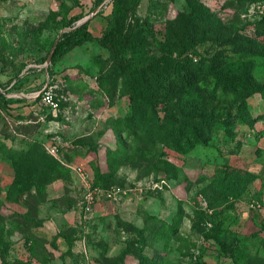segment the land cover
<instances>
[{"label": "rangeland", "instance_id": "obj_1", "mask_svg": "<svg viewBox=\"0 0 264 264\" xmlns=\"http://www.w3.org/2000/svg\"><path fill=\"white\" fill-rule=\"evenodd\" d=\"M115 1L0 0V264H141L162 247L161 223L172 224L179 215L178 232L167 252L160 253L168 264H264V99L248 97L243 120L234 104L210 94V83L192 85L198 98L186 105L188 113L203 114L219 125L206 144L185 155L164 149L167 157L160 155L161 148L142 147L143 156L121 160L114 174L117 183L102 189L86 222L80 219L83 190L70 170H41L32 190L22 196L24 205L10 201L14 171L9 155L28 144L55 148L54 158L81 165L89 180L92 166L110 172L106 156L117 140L111 120L130 111L122 81L111 80L119 64L90 40L56 64L47 58L60 36L83 19L93 37L106 33ZM117 1L124 14L122 33L136 41L124 59L153 84L163 80L166 56L178 64L196 51L200 61L214 58L234 65L235 76L264 85V56L237 67L244 46L227 43L237 39L248 44L264 36V0ZM73 17L74 26L61 27L63 19ZM191 23L195 47L179 55L168 48L173 40L168 37L183 35L184 24ZM44 91L56 108L43 104ZM178 98L176 92L157 96L164 103ZM134 145L124 140L129 154ZM164 161L180 173L174 176ZM236 172L249 174L252 181L238 197L224 195L218 180Z\"/></svg>", "mask_w": 264, "mask_h": 264}, {"label": "trees", "instance_id": "obj_2", "mask_svg": "<svg viewBox=\"0 0 264 264\" xmlns=\"http://www.w3.org/2000/svg\"><path fill=\"white\" fill-rule=\"evenodd\" d=\"M227 1L254 2L255 0ZM115 2L116 6L112 11L111 22L106 33L99 38L93 37L87 29L88 21H86L75 30L60 36L51 61L52 64H56L73 47L90 40L105 49L110 57L119 64V70L111 75V80L113 82L122 81V92L129 98L130 111L123 118L111 120L117 140L115 149L108 150L106 156V163L108 169H111L110 172L101 173L92 166V174H89L90 183L100 190H105L110 185L117 183L114 174L117 172L118 163L125 158L143 156L142 147L161 148L160 155L167 157L164 149L185 155L191 152L194 147L206 144V137L211 129L219 125L214 124L213 119L208 116L186 111V105L198 98V94L191 90L192 85L200 84V87L203 88L210 83L208 90L210 94L217 100L229 101L234 104L239 112L238 116L243 120L245 119L244 112L247 111V98L258 95L264 99L263 84L235 76L237 69L233 68L234 65H222L221 62L214 61V58H211L210 61L204 59L200 61L196 51L186 53V57L182 60L178 59V64H174L177 60L166 56L164 58L165 68L162 71L163 80L158 85L153 84L134 62L124 59V54L136 47V41L123 35L121 26L124 14L118 7L119 1L116 0ZM76 21L77 18L74 17L63 19L61 27L70 28L74 26ZM184 28L183 35L174 36L172 34L168 37V39H173L168 42V48L179 51V55L193 49L196 44L192 35L195 30L193 24L191 23L190 26L184 24ZM262 35H264V23L262 24ZM227 43L244 46L241 47L239 61H236L237 67L244 61L261 60L264 56V36L260 40L255 39L251 42L249 40L248 44L237 39H231ZM151 66L156 72H160L159 63L154 62ZM171 92L179 94L177 102L164 103L157 100V96L162 93ZM181 95H183V99ZM4 103L10 104L11 101L6 100ZM159 111L163 113L162 116ZM124 140H130L135 144L132 154H129L128 150L124 148ZM9 160L14 171V178L8 188V197L10 201H17L21 205H24L22 196L32 190L34 180L41 170L50 169V171H63V173L70 174L69 169L48 154L39 144H28L25 150L10 154ZM164 163L174 172V176L180 173V169L166 161ZM251 181L252 177L249 174L236 172L235 174H228L226 179L218 180L217 185L223 190L224 195L238 197ZM82 216L83 212L80 207V219L86 222ZM181 222L182 217L179 215L173 217L172 224L161 223L159 240L162 247L155 249V255L143 257L141 264H168V260L162 255L167 252L170 239L178 232L177 228ZM1 241L0 237V243ZM10 264L28 263L15 260Z\"/></svg>", "mask_w": 264, "mask_h": 264}, {"label": "built area", "instance_id": "obj_3", "mask_svg": "<svg viewBox=\"0 0 264 264\" xmlns=\"http://www.w3.org/2000/svg\"><path fill=\"white\" fill-rule=\"evenodd\" d=\"M42 101L43 104L50 108H56L57 104L54 102L51 94L48 91H44L42 94ZM46 150L48 153L54 157H56V149L52 147H46ZM60 163L69 169L71 173H73L79 180L80 186L83 190V198L81 201V210L83 212V219L88 218L89 213L91 212L92 206L95 204V202L101 197L102 190L99 188L93 187L90 183L89 176L85 172L84 168L81 165H73L68 164L64 161L59 160ZM116 192H119L120 189L115 190ZM112 190V192H107V197H111V194L115 192Z\"/></svg>", "mask_w": 264, "mask_h": 264}, {"label": "water", "instance_id": "obj_4", "mask_svg": "<svg viewBox=\"0 0 264 264\" xmlns=\"http://www.w3.org/2000/svg\"><path fill=\"white\" fill-rule=\"evenodd\" d=\"M86 20L87 19H83L82 21L79 22V24L84 23ZM55 46H56V42H55L53 48L51 49V51H50V53L48 55L47 62H50V60H51V58L53 56V52H54Z\"/></svg>", "mask_w": 264, "mask_h": 264}]
</instances>
